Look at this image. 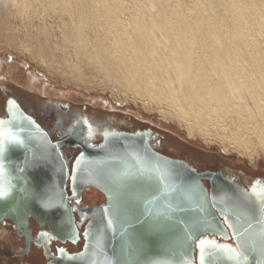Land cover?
Here are the masks:
<instances>
[{"label": "bare ground", "instance_id": "obj_1", "mask_svg": "<svg viewBox=\"0 0 264 264\" xmlns=\"http://www.w3.org/2000/svg\"><path fill=\"white\" fill-rule=\"evenodd\" d=\"M2 50L15 52L24 58L29 57L31 62L64 84L74 85L88 92L109 90L120 100L141 103L147 111H157L162 119L176 122L191 138H200L210 144L218 143L226 152L233 150L255 166H258L260 158H264V0H0V51ZM7 66V62L0 57V81H10L28 88L29 91H23V94L30 104L35 103L47 111L54 110L55 115H65L74 128L70 135L78 139L83 137V142L88 145H102L110 136L106 138L105 132H146H127L113 128L108 121L117 123L118 119L115 117L101 119L97 116L92 119L62 101L44 102L37 95L29 94L34 89L45 93L37 77L30 75L26 80V73L21 67ZM4 86L2 91L7 88V85ZM70 98L77 97L70 95ZM2 100L0 95V103ZM10 100H14L16 105L9 103ZM7 102L6 115L0 117V121L9 118L8 104L9 110H13L10 112L13 117L17 118L14 110L18 106L27 116H32L27 114L26 105L16 98ZM102 102L106 104L108 101L102 99ZM34 120L39 124L36 118ZM83 120H88L93 126L91 136L87 135L88 126ZM122 123L127 124V121ZM9 124L12 123L7 121L0 127L9 128ZM66 127L67 124L62 119L60 131L65 132ZM147 131L151 132L149 144L155 151L153 141L156 137L151 130ZM54 133L52 134L55 136ZM51 136L50 134L49 137ZM50 140L53 141L51 138ZM73 161L71 165L66 161L69 176ZM186 163L191 166L189 162ZM33 164L31 167H34ZM177 168L182 169L181 166ZM196 173L207 175L202 182L212 181L211 191L203 183L209 197L221 194L229 197L232 192L240 193L237 187L234 191L225 190L219 179L213 178V173L201 174L197 170ZM13 174L9 176V196L20 200L26 195L34 198L36 195L33 193V186L29 188L24 184L29 173L19 175V178ZM47 179L49 182V175ZM86 181V178L80 180L81 183ZM69 185L70 180L67 182L68 196ZM45 192L44 196H48V189ZM90 194L106 203L105 196L97 189L91 187ZM70 203L71 198L68 205L79 231V240L76 242L59 240L57 233H52L49 224L45 223L41 227L32 217L28 219V228H24L22 220L12 211L9 215L18 224L8 216L1 225L10 221L17 231L28 232L27 253L30 250L32 258L41 256L43 247V256L49 261L46 264H92L96 253L102 251L99 247L103 246L104 239L98 242L102 232H96L98 227L92 225L87 230L88 225L102 221L104 229H109L105 240H110L113 227L107 225L109 217L104 214L102 219L94 213L90 217L83 203L78 209L84 207L79 214L85 224H80ZM228 204L232 209L229 222L239 230L249 228L251 235L258 236L251 229L252 217L256 216L249 212L246 203L228 201ZM218 206L219 203L215 208H218L221 215L222 209ZM27 210L30 213L40 212L32 204ZM236 214L240 219L233 218L232 215ZM36 223L46 231L42 233L55 237L48 240L40 234L39 241L36 242L38 248L30 241V238L36 236L35 231H32L31 237V229ZM230 229L234 234L235 229ZM224 230L219 234L208 237L201 235L199 238H228L229 232L224 233ZM258 231L261 232V229ZM233 236L234 238H230L234 243L230 242L229 247H221L219 251L213 249L217 250L215 264H250V261L256 259L252 248L242 249L243 260L230 257L224 249L235 248L239 244L236 235ZM216 243L221 244L220 241ZM51 244L64 248L70 244H81V249L73 254L65 249L63 253L58 251V254H53ZM208 248L206 246V251ZM21 252L25 254V251ZM83 252L84 255H81ZM103 253L104 251L102 255ZM70 255L79 257L72 261L65 259V256ZM60 256L61 259H58ZM260 259L261 256L258 260ZM95 262L100 264L101 260ZM192 264H200L199 250L196 247ZM206 264H212L211 258L206 260Z\"/></svg>", "mask_w": 264, "mask_h": 264}, {"label": "water", "instance_id": "obj_2", "mask_svg": "<svg viewBox=\"0 0 264 264\" xmlns=\"http://www.w3.org/2000/svg\"><path fill=\"white\" fill-rule=\"evenodd\" d=\"M11 102L14 100L9 101V103ZM9 107L10 104H8L9 118L5 122L10 121L12 124H9V128L0 127V131H11L24 143L23 145L18 144L10 138L0 140V143L4 145V152L0 155V164L4 165L3 170L0 171V189L11 186L10 174L14 175L13 173H15L19 178V175L29 173L24 184L29 188L33 186L32 189L35 190L33 193L38 198L27 195L22 200L9 195L0 198V224L5 223V219L10 216L12 211L22 220L24 228H28V219L32 217L41 227L45 223L49 224L52 233H57L59 240L63 242L66 240L78 241L79 231L68 205L70 197L67 194V182L70 180L69 190L76 193V201L79 203L81 202V193L87 187H93L105 196V204L86 207L85 211L90 217L93 213L100 219H102V214L108 217L115 216L116 223L111 228L113 231L109 237L110 240H105L108 237L109 229L105 230L102 221L100 223L99 221L92 222L87 227V230L91 225L102 228H97L96 232H102L98 237L100 238L98 242L104 239L103 246L99 247L104 253L103 255L102 251L96 253L94 258L101 260L100 264H106L107 260L116 261L117 264H183L185 260L191 262L194 260L196 247L194 242L184 246L177 241V233L167 230L145 235L142 226L136 222V218L148 211L145 208L148 199L156 201L154 206H150L151 210L162 211L169 204L180 203L193 187L203 189L209 196L202 182V179H205L207 175H198L196 170L185 161H173L160 153L157 154L149 144L148 137L151 132L146 131L136 134L111 133L108 139L98 147L85 145L82 141L83 153L75 159L69 176L67 162L60 151L62 144L53 143L41 126L18 108L19 106L14 110L17 118L12 116L10 112L13 110H9ZM1 128L3 129L1 130ZM164 161H167L171 166L170 174L163 169L155 168L157 163ZM32 164L34 167H31ZM178 166H181L182 169L177 168ZM140 169H143L145 173L143 178L130 182L116 192L113 185L114 177L125 172L135 173ZM158 177H164V179L161 180ZM82 178H86L87 181L81 183ZM175 184L178 185L175 186ZM46 189L49 191L48 196H44ZM110 189H113V192H110ZM49 198L54 206L51 208L42 207L40 199L47 200ZM30 204L36 206L40 212H32L33 214L27 212L29 211L27 207ZM193 206L194 202L185 201L184 207L189 210L179 215L184 219L191 218L195 214L191 210ZM106 208L112 209V212H103V209ZM213 209L218 211V208L209 207L208 218L217 225L219 231L216 229L202 230L198 232L197 238L201 235L208 237L219 234L224 229L223 232L226 233V228L219 219L220 215H217ZM259 210V215L257 214L255 218L252 217L251 221L253 223L251 229L253 228V233L257 232L258 236L260 233L258 230L264 229L262 222L264 214L261 208ZM232 216L239 218L237 214ZM9 219L18 224L14 217L10 216ZM258 236L255 234L257 247L251 250L255 253L256 259L250 261V264H261V261H264V256L259 251ZM137 243L139 248L136 246ZM81 255H84V252ZM259 256L262 259L258 260ZM65 257L67 260L71 257L69 260L72 261L79 256ZM58 259H61V256ZM95 260H92V264H97Z\"/></svg>", "mask_w": 264, "mask_h": 264}, {"label": "rangeland", "instance_id": "obj_3", "mask_svg": "<svg viewBox=\"0 0 264 264\" xmlns=\"http://www.w3.org/2000/svg\"><path fill=\"white\" fill-rule=\"evenodd\" d=\"M0 57L7 62L8 66L21 67L26 73L24 79L27 80L30 75L39 79L41 82L40 86L45 93L34 89L29 94L37 95L44 102H65L78 109V113L85 114L92 119L97 116L101 117V119L115 117V119H118L117 123H113V121L108 122L111 123L113 128H119L127 132L151 130L156 137L153 142L154 145L159 147L164 155L186 160L192 165L198 166L200 171L209 170L217 172L224 170L229 174L236 175L239 174L237 172H240L241 174H245L250 180L255 178L264 179V158H260L258 166H255L248 159L240 156L233 150L226 152L223 146L218 143L210 144L200 138H191L186 130L182 129L176 122L162 119L157 111H147L141 103L136 104L132 100H120L109 90L104 91L100 89L88 92L74 85L64 84L57 78H52L39 65L31 62L29 57L24 58V56L15 52L2 50L0 51ZM4 85H7V88L5 91H2L5 87ZM27 89L23 85L10 81H0V95L3 97L0 103V117H5L6 115L7 100L16 98L26 105L24 107L27 114L34 116L43 126H47L48 129H53L52 126L57 118L48 117L49 119H45L42 117V112L48 115L51 113L55 114L56 112L54 110L47 111L44 107L38 106L35 103L30 104L29 99L23 94V91H29ZM70 95H75L77 98L71 99ZM102 99L108 102L105 104L102 102ZM56 116L61 120L63 119V121L65 120L67 126L69 125L70 120H66L67 117L65 115L56 114ZM123 121H127V124H123ZM51 131L56 130L53 129ZM77 154L75 153V157ZM71 162L69 163L70 165ZM90 190L91 188L89 187L85 190L88 192L87 195L84 191L83 205L91 207L104 204L105 201L95 199V196L90 194ZM12 224L10 221L4 226L0 224V264H46L48 261L43 255L32 258L29 253L22 254L21 251L26 249L25 241L18 236ZM38 229L39 226L36 224L33 226L32 231H35L36 234ZM79 243H82V241ZM51 247L53 254H56L57 249L61 248L59 245L53 246L52 244ZM63 249L73 254L81 249V244L79 246L70 244V246ZM228 254L232 258L243 260L242 257H236L233 253Z\"/></svg>", "mask_w": 264, "mask_h": 264}, {"label": "snow or ice", "instance_id": "obj_4", "mask_svg": "<svg viewBox=\"0 0 264 264\" xmlns=\"http://www.w3.org/2000/svg\"><path fill=\"white\" fill-rule=\"evenodd\" d=\"M13 106H15V102H12ZM6 123L5 121H0V125ZM84 124H88L87 135L91 136L93 134V126L88 120H83ZM105 137L109 136V132L104 133ZM150 136V134H149ZM4 138H10L18 144L23 145L24 141L20 140L16 137L11 131H0V140ZM4 152V145L0 143V155ZM79 163V161H78ZM4 168L3 164H0V171ZM156 169H163L164 171L171 173V166L167 161L163 163H157L155 165ZM145 175L143 169L138 170L137 172H125L121 175H118L113 178V185L118 192L122 188H124L127 184L132 181L143 178ZM158 179H164V177H158ZM11 186L7 188L0 189V198H4L10 194ZM110 192H113V189H110ZM251 193L252 196H264V192L258 193L255 184H253L249 191L242 193V195L247 196ZM115 196V192L113 193V198ZM38 198V197H34ZM230 197L225 194H221L219 196L213 195L209 197L203 189L199 187H193L189 194L182 198L180 203H176L175 205L169 204L165 206V209L160 211L151 210L150 206H154L156 201L154 199H148L145 205V208L148 209L146 213L141 214L136 218V222L140 224L143 228L145 235H151L153 233L162 232V231H172L177 233V241L184 246L195 243L196 248L199 250V261L200 264H206V260L211 258L212 264H215V257L217 255L216 251L213 249H221V245L217 244L215 240L209 238H197V234L200 231H207L217 229V225L213 223L212 220L208 218V209L209 207H216L217 204H223L225 207L221 210V215L224 217V223L228 228L235 229L234 235L239 240V244L235 248H227L224 251L228 253H233L236 257H241L243 255L242 249L246 250L249 248L256 249V237L250 234L249 228H245L243 230L236 229V225L229 222V214L232 211L231 207L228 204ZM185 201L194 202V206L191 209L194 211V215L189 219H184L180 213H184L189 209L184 207ZM41 206L45 208L53 207V202L51 198L44 200L40 199ZM79 203V201H77ZM261 210L264 211V199H261ZM105 213H111L112 209H103ZM71 223V221H68ZM116 223V219L114 215H110L107 219L108 226H114ZM250 227V226H249ZM41 237H47L48 240L55 239L54 236L49 233H41ZM75 238V232L73 229V239ZM206 246H209L206 251ZM60 253L64 252V249L58 250ZM259 251L262 256H264V229L259 233ZM71 259V257H69ZM247 259V257H245ZM106 264H117L116 261L107 260ZM183 264H192L190 260H185ZM261 264H264V261H261Z\"/></svg>", "mask_w": 264, "mask_h": 264}, {"label": "flooded vegetation", "instance_id": "obj_5", "mask_svg": "<svg viewBox=\"0 0 264 264\" xmlns=\"http://www.w3.org/2000/svg\"><path fill=\"white\" fill-rule=\"evenodd\" d=\"M32 117V116H31ZM42 117H44L45 119H49L50 117L51 118H57V120L55 121V123L53 124V126H52V128L53 129H55L56 131H51V130H53V129H48L47 128V126L45 127V126H43L42 125V123H40L39 121V124L41 125V127L44 129V131L48 134V136H50V134L52 135L51 137H49V138H51L53 141V143H57V144H62L61 146V148H60V151H61V153H62V155L64 156V158L66 159V161H68L69 163L74 159V161H75V159L79 156V155H81L82 153H83V147L81 146L82 145V141H83V137H81V138H77V137H75V136H72V135H70V134H72L73 133V131H74V128H73V126H70V124L66 127V133L65 132H61L60 131V128H59V125L61 124V119H59V117L58 116H56L54 113H51L50 115H48V114H46L45 112H42ZM49 117V118H48ZM33 118V117H32ZM34 119H35V117H34ZM87 126H88V124H86ZM73 128V129H72ZM68 130H70L69 132H68ZM76 131V130H75ZM56 133L55 134V137L53 136V134L52 133ZM137 132V131H136ZM62 133H64V134H62ZM69 135H68V134ZM78 133V132H77ZM80 133V132H79ZM78 133V134H79ZM83 136H87V135H83ZM156 139V138H155ZM154 139V140H155ZM154 142V141H153ZM80 143V144H79ZM69 144V145H68ZM84 144L85 145H87L85 142H84ZM94 145H98V144H94ZM155 146V151L156 152H158V153H160V154H162V155H164L161 151H160V149H159V147H157L156 145H154ZM65 149V150H64ZM70 150H72V151H70ZM80 151H81V153H80ZM75 153H78L77 154V156L75 157ZM164 156H166V155H164ZM72 157V158H71ZM75 157V158H74ZM167 157H169L170 158V156H167ZM71 158V159H70ZM171 158H173V157H171ZM175 159V158H174ZM182 161H186V160H183V159H181ZM74 161H73V163H74ZM186 162H188V161H186ZM190 163V162H189ZM191 164V163H190ZM191 166H193L197 171H199V173H206V172H210V173H213L214 174V177L213 178H217V179H219V181L223 184V187L225 188V190L226 189H233V191L235 190V188L237 189V190H239V194H234V192H232V191H230V192H232L231 194H230V199H229V202H243V203H246L245 205H247L248 207H249V212L251 213V214H255L254 216H257V214L259 215V208H261L262 206H261V204H260V201H261V199H264V196H261V195H258V196H252L251 195V193L249 192V194L247 195V196H244V195H242V193H245L246 191H249L250 190V188H251V186L253 185V184H255V186H256V188H257V192L258 193H262V192H264V179H260V178H255V179H253V180H250L249 178H246L247 176L245 175V174H241L240 172H237V173H239V174H229L228 172H226V171H224V170H221V171H217V172H215V171H209V170H205V171H200L199 170V168H198V166H194V165H192L191 164ZM71 170H72V167H71ZM222 173V174H221ZM223 175L225 176V178H222L223 177ZM222 176V177H221ZM231 180V181H230ZM222 181H224V182H222ZM203 183H205L206 185H207V188L209 189V191H211L212 189H213V183H212V181H210V180H205ZM232 185V186H231ZM87 188H85L83 191H82V193H81V202L80 203H77V201L75 200V198L77 197V195H76V193H72V191H70L69 190V197L71 198V203H72V205H73V208H74V210H75V214L77 215V218L79 219V223L80 224H85V222L82 220V218H81V216H80V214H79V212H80V210H82V209H84V207L83 208H80V210L78 209V206L79 205H81L82 203H83V198H82V196H83V194H84V191L86 190ZM234 198V199H233ZM70 203V204H71ZM87 207V206H86ZM219 209L221 208H223V207H225V206H223L222 204H219ZM259 207V208H258ZM258 208V209H257ZM216 211V210H215ZM217 213V215H220V213L217 211L216 212ZM263 214H264V211L262 212ZM221 216V215H220ZM219 216V217H220ZM220 219H221V221L223 222L224 221V217L223 216H221L220 217ZM263 223H264V221H262ZM224 223V222H223ZM261 223V222H260ZM37 224V226H39L38 225V223H36ZM6 225V224H5ZM13 226V228H14V230H15V232H17L18 233V236L20 237V238H23L24 239V241H25V247H26V249H24V250H22V251H25V253H27V239H29V235H28V232H25V233H23V232H19V231H17L16 230V228H15V225L14 224H12ZM4 226V225H3ZM86 226L87 225H85V226H83V228H84V230H85V228H86ZM224 226H225V228H226V231H227V233H228V235H229V237L228 238H223V237H219V236H214V237H210V238H212L213 240L215 239L216 241H220L221 242V244H227L226 246H224V245H221L222 247H229V245H231V244H229L230 242H233L234 243V241H233V239L232 238H234V236H233V233H232V230L230 229V228H228L227 226H226V224L224 223ZM42 232H46L44 229H41L40 228V226H39V229H38V232L35 234L36 236L35 237H33V235H32V229H31V237H33L32 239L30 238V241H31V243H33V245L35 246V247H39L38 245H36V242L37 241H39V235L42 233ZM27 234V235H26ZM230 236L232 237V238H230ZM218 244V243H217ZM61 248H64L63 246H61ZM42 253H43V255H45V251H44V248L42 247ZM28 253H30V250H29V252ZM56 254H58V249H57V253ZM49 262V261H48ZM47 262V263H48Z\"/></svg>", "mask_w": 264, "mask_h": 264}]
</instances>
